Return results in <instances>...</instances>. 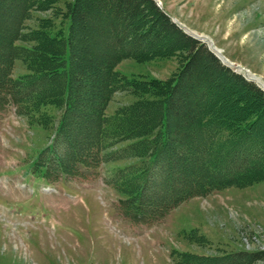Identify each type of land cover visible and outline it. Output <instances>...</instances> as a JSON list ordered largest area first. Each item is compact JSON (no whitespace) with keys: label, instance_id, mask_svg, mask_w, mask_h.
I'll use <instances>...</instances> for the list:
<instances>
[{"label":"trees","instance_id":"1","mask_svg":"<svg viewBox=\"0 0 264 264\" xmlns=\"http://www.w3.org/2000/svg\"><path fill=\"white\" fill-rule=\"evenodd\" d=\"M175 54L181 67L166 81L128 80L115 70L125 59ZM15 61L27 71L17 79ZM118 91L137 99L108 117ZM9 103L30 123L39 108L58 109L51 147L69 149L55 155L64 174L77 162L87 166L96 152L103 162L134 160L114 177L138 217L209 190L264 181V92L184 34L153 0H73L64 9L57 0H0V105ZM52 122L48 115L37 120L45 130ZM152 190H163V198L147 201ZM185 256L184 264H250L264 254Z\"/></svg>","mask_w":264,"mask_h":264},{"label":"rangeland","instance_id":"2","mask_svg":"<svg viewBox=\"0 0 264 264\" xmlns=\"http://www.w3.org/2000/svg\"><path fill=\"white\" fill-rule=\"evenodd\" d=\"M158 1L172 21L206 37L208 50L214 47L246 81L254 76L257 81H249L264 91V0ZM71 2L57 0V6L64 9ZM26 25L33 27V21ZM181 58L125 59L115 70L128 80L166 81L180 70ZM10 72L13 79L27 73L21 61ZM136 99L118 91L104 113L110 117ZM59 114L55 107L39 108L30 123L12 105H0V264H184L185 254L204 260L264 254V181L209 190L149 218L137 217L124 204L127 197L116 189L114 177L134 160L103 162L93 151L87 166L77 162L70 173L59 170L55 155L69 150L64 144L51 147ZM41 115L54 118L46 130L37 124ZM46 147L51 148L39 156ZM163 192L150 191L147 201L161 200ZM250 264H264V257Z\"/></svg>","mask_w":264,"mask_h":264},{"label":"water","instance_id":"3","mask_svg":"<svg viewBox=\"0 0 264 264\" xmlns=\"http://www.w3.org/2000/svg\"><path fill=\"white\" fill-rule=\"evenodd\" d=\"M182 28V30L184 31L185 34L191 36L192 38L194 39H197V40H200L202 42H204V40H206L205 38L201 37V36H198L190 31H188L186 28H184L183 26H180ZM209 49L214 53V55L221 60V58L218 57V55L210 48L209 46ZM222 61V60H221ZM223 63H226V61H222Z\"/></svg>","mask_w":264,"mask_h":264},{"label":"bare ground","instance_id":"4","mask_svg":"<svg viewBox=\"0 0 264 264\" xmlns=\"http://www.w3.org/2000/svg\"><path fill=\"white\" fill-rule=\"evenodd\" d=\"M205 38H206V37H205ZM208 45H209V44H208ZM209 46H210V45H209ZM212 48H213V51H214V52L217 51V50L215 51L214 47H212ZM216 53H217V55L220 54V58H221V56H222L221 53H220V52H216ZM221 59H222V61H227L226 59H223V58H221ZM227 62L230 63L229 61H227ZM231 64H232V63H231ZM238 68H239V69H238L239 72L242 73V71H244L243 68H240V67H238ZM245 76H246V75H245ZM246 78L249 79V80H251V81L255 80V77H254V76H250V78H249L248 76H246ZM255 81H257V80H255ZM255 81H254V82H255Z\"/></svg>","mask_w":264,"mask_h":264}]
</instances>
